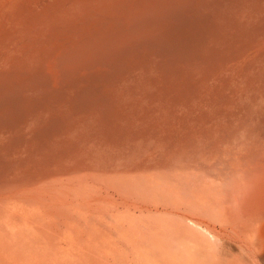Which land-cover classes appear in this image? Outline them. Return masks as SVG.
Wrapping results in <instances>:
<instances>
[{"label": "bare ground", "instance_id": "obj_1", "mask_svg": "<svg viewBox=\"0 0 264 264\" xmlns=\"http://www.w3.org/2000/svg\"><path fill=\"white\" fill-rule=\"evenodd\" d=\"M126 223L264 257V0H0V262Z\"/></svg>", "mask_w": 264, "mask_h": 264}, {"label": "rangeland", "instance_id": "obj_2", "mask_svg": "<svg viewBox=\"0 0 264 264\" xmlns=\"http://www.w3.org/2000/svg\"><path fill=\"white\" fill-rule=\"evenodd\" d=\"M127 225L128 224L126 223L125 228L122 229L121 227H111L112 229L106 230L105 235L97 241V244L94 240L99 238L102 232H94L90 234L92 239L86 235L85 239L88 237L90 243L73 242V239H75L74 233L66 235V237H64L65 241L61 243L62 245L60 243L57 244L58 246L48 245L47 242L40 241L42 245L41 250L44 248V245L46 247L43 249L44 251L42 250L48 255L46 259L24 258L25 260L21 259L0 262V264H264V257L254 260L246 252H240L237 247L230 256L225 257V253H229L230 249L228 247H224L222 244L216 245V247L208 245V247L207 245L201 244L164 242L165 240L171 238H186L183 236L174 237V234H167L165 230H158L155 232L157 243L135 242L134 238L137 234H139L136 230L137 227L135 228L134 226L131 227ZM87 229L85 230L86 233ZM134 230L136 232H134ZM119 231L123 232L120 233ZM110 232L112 235L109 234ZM134 233H136V235ZM107 236H109V238ZM129 236L132 239L129 238ZM105 237L107 238L105 239ZM126 237L129 240L125 239ZM193 238L201 241L204 236L194 233ZM130 241L132 242L130 243ZM251 241L254 244L252 246L256 249L261 245L264 246V233H254ZM40 243L36 246H41ZM67 243L72 244V247ZM88 245H90V247ZM19 246H25V244L20 243ZM244 254L246 257H242ZM81 256L83 259H81ZM84 257L86 258L84 259Z\"/></svg>", "mask_w": 264, "mask_h": 264}]
</instances>
